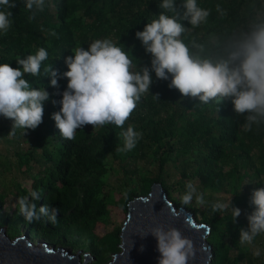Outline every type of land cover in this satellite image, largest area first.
Returning a JSON list of instances; mask_svg holds the SVG:
<instances>
[{
  "label": "trees",
  "instance_id": "obj_1",
  "mask_svg": "<svg viewBox=\"0 0 264 264\" xmlns=\"http://www.w3.org/2000/svg\"><path fill=\"white\" fill-rule=\"evenodd\" d=\"M197 3L210 10L207 22L193 28L181 21L186 28L181 39L194 56L225 59L245 34L264 24V0ZM11 11L12 25L0 35V63L16 68L15 60L44 47L49 53L44 65L51 64L63 73L67 71L65 58L73 49H87V44L105 37L120 40L137 59H133L134 65H150L151 58L135 33L162 10L159 0H46L44 10L30 20L32 12L16 0ZM184 11V0H176L175 12L183 16ZM52 31L55 37L50 35ZM193 45L202 46V50ZM44 76L42 65L39 77H25L34 87L44 86L50 96L42 123L35 130H26L24 135L22 129L8 128V119L0 117L3 133L26 143L25 150L16 154L26 183L16 185V201L9 213L4 212L5 194H0V225L6 226V234L13 228L10 238L27 234L37 241L81 251L82 256L88 253L94 259L91 264H108L120 251L121 229L108 230L111 214L125 221L128 203L159 183L168 198L177 196L173 202L177 208L187 209L196 221L210 226L211 264H264V255L253 260L251 249L238 243L253 211L251 194L264 181V124L246 131L243 116L236 115L230 101L221 103L217 111L215 104H198V100L169 88L171 77L169 81L156 80L153 74L150 93L142 96L123 128L105 125L94 130L86 125L77 129L73 140H64L51 116L60 109L58 102L67 80L59 79L58 87L53 88ZM130 125L142 138L133 150L121 152L120 134ZM112 165L121 174L122 184L118 192H105ZM189 181L206 193V201L231 199L241 215L233 221L230 210L214 214L209 206H198L195 201L182 204ZM31 190L41 193L37 207L57 209L55 223L42 217L27 224L19 215L17 197ZM256 243L264 248V236L257 237Z\"/></svg>",
  "mask_w": 264,
  "mask_h": 264
},
{
  "label": "clouds",
  "instance_id": "obj_2",
  "mask_svg": "<svg viewBox=\"0 0 264 264\" xmlns=\"http://www.w3.org/2000/svg\"><path fill=\"white\" fill-rule=\"evenodd\" d=\"M26 10L42 12L46 0H21ZM176 0H159L160 14L145 24L135 37L140 41L145 53L150 56V65L133 64L131 56L120 40L112 37L96 39L87 44V49L79 46L72 55L65 58L67 71L59 73L51 64L44 65L49 53L39 48L35 54L18 58L13 68L9 63H0V117L11 120L12 130H35L41 123L44 104L49 101V93L44 86L34 87L25 77H39L41 68L44 77L50 79V86L58 87V80H67L60 109L51 119L64 140H73L77 129L86 125L97 127L114 125L123 128L145 93L156 80L169 81L184 97L199 101L198 104H215L225 100L233 105L237 116H243V129L251 131L253 126L264 124V24L257 25L245 34L227 58L213 61L191 54L188 45L181 39L186 31L181 21H187L193 28L207 22L210 10L198 5L197 0H184V13L175 12ZM16 0H0V35L6 34L11 25L12 8ZM217 6V11H219ZM167 13H173L169 15ZM51 36H56L52 31ZM193 47L202 46L193 45ZM137 60V59H136ZM156 97V96H155ZM56 104L57 101H52ZM123 147L118 150H133L142 133L128 126L120 134ZM181 203L189 205L193 201L198 206L207 205L211 212L231 211L235 221L241 210L233 207L231 199L206 201V193L189 181L185 185ZM41 200L38 190L17 197L16 208L27 224L47 217L51 223L57 220V209L48 205L37 207ZM253 211L247 216L248 227L241 229L238 243L251 249L253 258L264 255V248L257 243V237L264 236V181L259 184L250 198ZM157 241L160 256L158 264H189L193 256V243L177 228L156 227L149 232Z\"/></svg>",
  "mask_w": 264,
  "mask_h": 264
},
{
  "label": "water",
  "instance_id": "obj_3",
  "mask_svg": "<svg viewBox=\"0 0 264 264\" xmlns=\"http://www.w3.org/2000/svg\"><path fill=\"white\" fill-rule=\"evenodd\" d=\"M156 227L177 228L193 243L189 264H211L212 248L208 243L209 225L195 220L185 208L169 200L161 184L128 203V212L120 233V251L108 264H158L157 241L149 233ZM89 254L81 256L47 241H34L27 234L10 238L0 227V264H88Z\"/></svg>",
  "mask_w": 264,
  "mask_h": 264
},
{
  "label": "rangeland",
  "instance_id": "obj_4",
  "mask_svg": "<svg viewBox=\"0 0 264 264\" xmlns=\"http://www.w3.org/2000/svg\"><path fill=\"white\" fill-rule=\"evenodd\" d=\"M8 122L10 123V125H7V127L12 128L13 122L9 119ZM3 129L4 128L0 126V194H5L6 201L4 204V212L9 213L11 208L13 207L14 202L16 201V185L20 184L21 186H23L26 183V177L18 169L16 158L17 153H21V151L25 150L26 143L23 139L15 141L14 139H12V136L10 134L8 135L6 133H3ZM111 162L112 161L109 159V163ZM111 167L113 168V171L111 172V176L108 181V186L104 191L109 192L115 190L118 192L120 184H122V181H120L122 177L114 165H112ZM176 197L177 196L173 194L169 196V199L170 201L174 202L176 200ZM110 219L111 221L108 225V230L116 228L121 229L123 227L124 219L122 217L116 216L114 213H112ZM0 227L6 229V226L4 225H0ZM12 230L13 228H11V230H7V235L12 236ZM32 238L37 241L35 237ZM39 241L41 242L42 240ZM47 243L50 246L54 245V243H52L51 241H47ZM59 246L61 245H57V247ZM66 249L70 250L69 248ZM71 253H79L81 256L83 254L81 251L78 250L74 252L71 251ZM251 257L254 260L252 255ZM93 262L94 259L92 258V260L89 261L88 264H91Z\"/></svg>",
  "mask_w": 264,
  "mask_h": 264
}]
</instances>
